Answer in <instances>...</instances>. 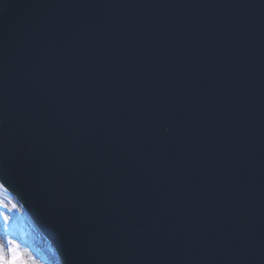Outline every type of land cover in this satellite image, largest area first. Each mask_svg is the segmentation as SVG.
I'll return each instance as SVG.
<instances>
[{"label":"water","instance_id":"95a60500","mask_svg":"<svg viewBox=\"0 0 264 264\" xmlns=\"http://www.w3.org/2000/svg\"><path fill=\"white\" fill-rule=\"evenodd\" d=\"M0 183L62 264H264V0H0Z\"/></svg>","mask_w":264,"mask_h":264},{"label":"rangeland","instance_id":"374dc122","mask_svg":"<svg viewBox=\"0 0 264 264\" xmlns=\"http://www.w3.org/2000/svg\"><path fill=\"white\" fill-rule=\"evenodd\" d=\"M4 216L8 217L7 223L3 219ZM9 240L16 242L20 249L28 252L35 260L39 256H43L45 258H40L39 261L44 264H61L58 255L49 242L37 231L33 224L28 223L24 215L19 212H8L0 206V241L5 244L3 255L6 260L11 259L7 245ZM23 260L25 264H28L24 256Z\"/></svg>","mask_w":264,"mask_h":264},{"label":"bare ground","instance_id":"6f19581e","mask_svg":"<svg viewBox=\"0 0 264 264\" xmlns=\"http://www.w3.org/2000/svg\"><path fill=\"white\" fill-rule=\"evenodd\" d=\"M0 206L3 210H6L8 212H19L21 215H24L28 221L29 224L32 222L26 215L25 211H23V208L20 206V204L16 201L15 196L11 194L9 191H7L5 188H3L0 184ZM25 223V222H24ZM27 223V222H26ZM25 258V261L28 264H44L39 261V259H43L45 257L39 256L37 260L33 258L32 255H30L28 252H24L22 249H19Z\"/></svg>","mask_w":264,"mask_h":264},{"label":"snow or ice","instance_id":"6c2138e0","mask_svg":"<svg viewBox=\"0 0 264 264\" xmlns=\"http://www.w3.org/2000/svg\"><path fill=\"white\" fill-rule=\"evenodd\" d=\"M3 219L5 223H7L8 217L4 216ZM7 245L8 251L11 254V259H5L3 255L5 244L4 242L0 241V264H25L23 260V253L19 250L20 246L12 240L7 241Z\"/></svg>","mask_w":264,"mask_h":264}]
</instances>
